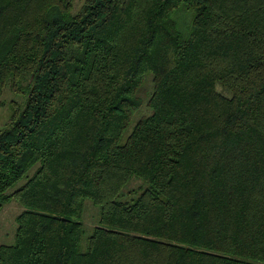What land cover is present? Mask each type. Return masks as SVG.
<instances>
[{"label":"trees","instance_id":"trees-1","mask_svg":"<svg viewBox=\"0 0 264 264\" xmlns=\"http://www.w3.org/2000/svg\"><path fill=\"white\" fill-rule=\"evenodd\" d=\"M72 7L0 0V264H264V0Z\"/></svg>","mask_w":264,"mask_h":264},{"label":"rangeland","instance_id":"rangeland-1","mask_svg":"<svg viewBox=\"0 0 264 264\" xmlns=\"http://www.w3.org/2000/svg\"><path fill=\"white\" fill-rule=\"evenodd\" d=\"M84 0H71L72 2V11L75 13ZM219 89V87H218ZM16 99L21 100V97L16 95L10 88L9 85H6L0 95V130L3 128L4 124L9 118L10 114V104L11 100ZM135 181L129 184L133 186ZM21 207L15 201L7 203L3 206L0 211V244H9L14 241L15 233V217L21 211ZM98 214V208L93 206L88 200L84 204V216L83 222L87 229H90L96 220Z\"/></svg>","mask_w":264,"mask_h":264}]
</instances>
